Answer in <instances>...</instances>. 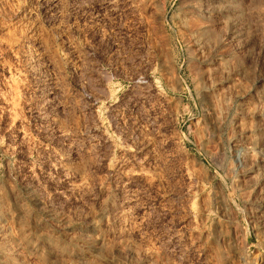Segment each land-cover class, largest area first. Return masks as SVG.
<instances>
[{"label": "rangeland", "instance_id": "374dc122", "mask_svg": "<svg viewBox=\"0 0 264 264\" xmlns=\"http://www.w3.org/2000/svg\"><path fill=\"white\" fill-rule=\"evenodd\" d=\"M53 1H0V264H264V0Z\"/></svg>", "mask_w": 264, "mask_h": 264}, {"label": "bare ground", "instance_id": "6f19581e", "mask_svg": "<svg viewBox=\"0 0 264 264\" xmlns=\"http://www.w3.org/2000/svg\"><path fill=\"white\" fill-rule=\"evenodd\" d=\"M0 1H2V0H0ZM19 2L18 3H15V5L16 4H19V3H21L20 1H22V2H24L23 0H18ZM28 1V0H27ZM52 1V0H51ZM244 1L245 0H200V1H198L197 3H199L200 2V5H201V7L202 8H208V14H206L207 15V17L206 18H209V20H212L213 21V18L214 17H216L215 15L216 14H218V13H220L222 16H223V18L225 17V20H226V23H227V25L230 27V26H232V23L234 22V18H235V16H238L239 17V13H240V11H242V8H243V3H244ZM254 1H256V0H254ZM261 1V0H260ZM263 1V0H262ZM261 1V2H262ZM6 2V1H5ZM5 2H3V4L5 3ZM16 2V1H15ZM194 2V1H193ZM7 3V2H6ZM35 3V2H34ZM0 4H1V2H0ZM26 4V3H25ZM59 4H60V1L59 0H54L53 2H52V4H51V7L50 8H52V7H54V8H56L57 6H59ZM196 4V3H195ZM194 4V5H195ZM261 4V3H260ZM263 4H264V2H263ZM22 5H23V3H22ZM28 6H30L29 4H27ZM31 5H32V2H31ZM194 5H192V6H194ZM199 7H200V5L199 4H197ZM252 5V4H251ZM33 6V5H32ZM31 6V7H32ZM196 6V5H195ZM247 6V5H246ZM245 6V7H246ZM248 6H250V4L248 5ZM259 6H261V5H259ZM263 6V5H262ZM261 6V8H263ZM3 7V6H2ZM201 7H200V9H201ZM18 8H20V5H18ZM23 8V7H22ZM35 9H36V7H35ZM200 9H199V11H200ZM249 9H250V7H249ZM251 9H254V6H253V8H251ZM22 10H25L24 11V14H21L22 16H20L21 17V19H19V21L21 20L24 24H27L28 25V27L29 28H27V29H29V36L27 35V37L28 38H34L35 39V41L37 42V44L39 45V46H42V47H44V46H46V44L44 43V46H43V37L44 36H42L39 32H38V30H39V28H41V23H42V20L41 19H39V20H41V23H40V21L38 20V19H36V18H38V17H35L34 16V8H25V9H22ZM48 10V9H47ZM55 10V9H54ZM246 10V9H245ZM21 11V10H20ZM57 10H55V11H53V12H56ZM203 11V10H202ZM18 12H19V10H18ZM201 12V11H200ZM245 12V11H244ZM246 12H247V10H246ZM254 12V11H253ZM21 13V12H20ZM202 13V12H201ZM242 13V12H241ZM203 14V13H202ZM205 14V13H204ZM203 14V16H205ZM236 14V15H235ZM245 14V13H244ZM247 14H248V12H247ZM247 14H245L246 16H247ZM252 14V13H251ZM250 14V15H251ZM235 15V16H234ZM255 15V14H254ZM37 16V15H36ZM220 16V15H219ZM241 16V15H240ZM243 16V15H242ZM242 16H241V19H242ZM19 17V18H20ZM218 17V16H217ZM221 17V16H220ZM262 17V16H261ZM205 18V17H204ZM205 18V19H206ZM243 18H245L244 16H243ZM18 19V18H17ZM204 19V20H205ZM220 19V18H219ZM218 19V20H219ZM238 19V18H237ZM241 19H239V20H241ZM246 19V18H245ZM255 19V18H254ZM263 19V18H262ZM261 19V21L263 22V20ZM204 20H203V22H204ZM209 20H207V22L209 21ZM221 20V19H220ZM219 20V21H220ZM224 20V19H223ZM224 20V21H225ZM248 20V19H247ZM16 21H18V20H16ZM18 21V22H19ZM216 21V18L214 19V22ZM218 21V22H219ZM242 21H243V19H242ZM241 21V22H242ZM253 21V20H252ZM22 22H20L21 24H22ZM214 22H212V23H214ZM221 22H222V20H221ZM244 22V21H243ZM251 22V21H250ZM249 22V23H250ZM254 22V21H253ZM17 23V22H16ZM19 23V24H20ZM53 23V22H52ZM55 24H56V22H54ZM225 23V24H226ZM245 23V22H244ZM205 24H207V23H205ZM209 24V23H208ZM211 24V23H210ZM217 24V23H216ZM222 24H224V23H220V25H222ZM225 24H224V26H225ZM243 24V23H242ZM248 24V23H247ZM246 24V25H247ZM250 24H252V22L250 23ZM249 24V26H251ZM260 24V23H259ZM18 25V24H17ZM26 25V26H27ZM42 25H43V23H42ZM59 25V24H58ZM236 25H238V24H236ZM236 25H235V23H234V27L236 28ZM264 25V24H263ZM50 26H52L51 25V23H50ZM203 26V25H202ZM209 26H212V24L211 25H209ZM223 25L221 26V27H224ZM238 26H240V25H238ZM238 26H237V28H238ZM241 26H245L244 24L243 25H241ZM249 26L248 27H246V28H249ZM259 26L260 25H257V26H255L256 27V30H258L257 29V27L259 28ZM48 27V26H47ZM59 26H57V28H58ZM213 27V26H212ZM211 27V28H212ZM262 27V26H261ZM260 27V28H261ZM55 27L53 26V29H54ZM56 28V29H57ZM226 28H227V26H226ZM246 28L244 29V30H246ZM42 29V28H41ZM48 29V28H47ZM213 29V28H212ZM222 29V28H221ZM229 29V28H228ZM231 29V28H230ZM262 29V28H261ZM261 29H259V31L261 30ZM263 29H264V27H263ZM58 30V29H57ZM207 30H209V29H207ZM216 30V32H217V29H215ZM223 30V29H222ZM225 30V29H224ZM235 30V29H234ZM237 30H239V29H237ZM243 30V29H242ZM243 30V31H244ZM250 32H251V30L250 29H248ZM51 31V30H50ZM206 31V30H205ZM226 31V30H225ZM224 31V32H225ZM231 31V30H230ZM230 31L228 32V33H230ZM258 31V33H260ZM262 31V30H261ZM264 31V30H263ZM223 32V33H224ZM227 32V31H226ZM225 32V33H226ZM232 32H234V34H235V36L237 35L236 34V31H232ZM247 33H248V31H246ZM246 32H244L245 34H247ZM28 33V32H27ZM238 33V32H237ZM240 33V35H241V33H242V31H240L239 32ZM257 34V33H256ZM261 34V33H260ZM260 34H258V35H260ZM25 35V36H26ZM220 35V34H219ZM262 35H264V33H262ZM262 35H260V36H262ZM225 36H227V34L225 35ZM242 36V35H241ZM245 37H246V35H245ZM248 37V36H247ZM259 37V36H258ZM221 38V37H220ZM235 38V37H234ZM262 38H263V36H262ZM24 39H25V37H24ZM34 39H33V41H34ZM47 39H49V38H47ZM219 39V38H218ZM259 39H261V38H259ZM258 38H257V41L259 40ZM246 40V39H245ZM262 40V41H261ZM260 41L261 42H264L263 41V39H261ZM23 41V40H22ZM29 41V39H27V40H25L24 41V45L27 43ZM219 41V40H218ZM239 41H240V37H239ZM30 42V41H29ZM241 42V41H240ZM260 42V43H261ZM22 43V42H21ZM33 43H35V42H33ZM227 43H228V41H227ZM234 43V42H233ZM237 43V42H236ZM241 43H243V42H241ZM240 44V43H239ZM263 44V43H262ZM27 45H28V43H27ZM31 45V44H30ZM260 45V44H259ZM50 46V45H49ZM49 46H46L47 47V49H48V47ZM229 46V45H228ZM263 46V45H262ZM22 47V46H21ZM24 47V46H23ZM32 47V46H31ZM30 47V48H31ZM25 48V47H24ZM34 48V47H33ZM50 48V47H49ZM19 49V48H18ZM244 49V48H243ZM32 50V49H31ZM44 50H46V48L44 49ZM263 51H264V49H262ZM56 51V50H55ZM62 51V50H61ZM64 52V51H63ZM18 53H19V51H18ZM20 53L22 54V56H19L20 58H25L26 57V55H27V52H26V55H25V57L23 56V54H25V52H24V49L22 50H20ZM65 53V55L64 56H66V52H64ZM39 54V53H38ZM37 54V55H38ZM56 54V53H55ZM262 54V53H261ZM36 55V56H37ZM39 55H41V54H39ZM60 55V54H59ZM258 55H259V53H258ZM34 56V55H33ZM32 56V57H33ZM62 56H63V53H62ZM61 56V57H62ZM63 56V57H64ZM246 56V55H245ZM249 56V55H248ZM247 56V57H248ZM261 56V55H260ZM53 57V56H52ZM60 57V58H61ZM67 57V56H66ZM66 57H65V59H66ZM27 58V57H26ZM56 58V57H55ZM58 58V57H57ZM57 58H56V60H57ZM60 58H58V59H60ZM241 58V57H240ZM259 58V57H258ZM257 58V59H258ZM262 58V56L259 58V59H261ZM28 59H31L32 60V58H28ZM35 59V58H34ZM41 59V58H40ZM244 59V61H245V58H243ZM264 59V58H263ZM36 60H39V59H36ZM53 60H55V59H53ZM26 61H28V60H26ZM35 61V60H34ZM63 61H65V60H63ZM66 61H67V59H66ZM251 61H252V59H251ZM256 61V60H255ZM259 61H261V60H259ZM57 62H58V60H57ZM59 62H61V59L59 60ZM58 62V63H59ZM246 62H247V60H246ZM264 62V61H263ZM34 63V62H33ZM36 63V62H35ZM50 63H51V61H50ZM53 63V62H52ZM66 63V62H65ZM70 63V62H69ZM218 63H219V61H218ZM255 63V62H254ZM259 63V62H258ZM32 64V63H31ZM31 64H30V66H31ZM36 64H38V63H36ZM45 64V63H44ZM56 64V63H55ZM62 64V63H61ZM60 64V65H61ZM66 64H68V63H66ZM243 64V63H242ZM242 64H241V67H243L242 66ZM261 64H263L262 63V61H261ZM35 65V64H34ZM39 65V64H38ZM42 65V64H41ZM41 65H40V67H41ZM47 69L49 68L48 67V61H47ZM50 65V64H49ZM54 65V64H53ZM244 65H245V62H244ZM33 66V65H32ZM56 67H57V65H55ZM240 66V65H239ZM254 66V65H253ZM264 66V65H263ZM35 67V66H34ZM39 67V66H38ZM46 67V66H45ZM63 67V66H62ZM217 67H219V66H217ZM246 67H248V65H246L245 66V68ZM252 67V66H251ZM32 68V67H31ZM58 68V67H57ZM64 68V67H63ZM244 68V69H245ZM256 68V67H255ZM260 68L262 69V67H261V65H260ZM264 68V67H263ZM36 69V68H35ZM50 69V68H49ZM48 69V70H49ZM51 69L53 70V68H52V65H51ZM65 69V68H64ZM63 69V70H64ZM259 69V68H258ZM44 70V66L42 65V67L40 68V69H38L37 71H36V73L37 72H39V73H42L41 71H43ZM45 70H46V68H45ZM57 70V69H56ZM60 70H62V69H60ZM246 70H247V68H246ZM252 70V69H251ZM254 70V69H253ZM35 71V70H34ZM55 71V70H54ZM58 71H59V68H58ZM241 71V70H240ZM259 71V70H258ZM257 71V72H258ZM262 71V70H261ZM217 72V71H216ZM242 73H243V71H241ZM248 73H249V71H247ZM252 71H250V73H251ZM256 72V71H255ZM264 72V71H263ZM262 72V73H263ZM31 73V72H30ZM215 73V72H214ZM248 73H245L246 74V76H251V74H249V75H247ZM262 73H260L261 74V76H262ZM253 74L255 75V73L253 72ZM252 74V75H253ZM259 74V73H258ZM259 74V75H260ZM253 75V76H254ZM241 76V75H240ZM245 76V75H244ZM243 77V76H242ZM252 77V76H251ZM254 78V77H253ZM244 79L245 80H247L245 77H244ZM257 80V79H256ZM249 81V80H248ZM263 81V80H262ZM246 82V81H245ZM264 82V81H263ZM237 83V82H236ZM249 84V83H248ZM247 84V85H248ZM251 84V83H250ZM260 85H261V83H259ZM245 86V88H248V86ZM257 85V83L256 84H254V86H256ZM264 85V84H263ZM262 85V86H263ZM206 86H207V84H206ZM249 86H251V85H249ZM252 87V86H251ZM258 87V86H257ZM256 87V89H259V88H257ZM264 87V86H263ZM241 88V87H240ZM262 88V87H261ZM242 89V88H241ZM238 90V89H237ZM245 91V90H244ZM243 91V92H244ZM251 92V91H250ZM255 92V91H254ZM254 92H252V94L254 93ZM242 93V92H241ZM255 93H257V102L256 103H254L255 105L252 107V109L254 110V108H256V112H258L257 114L258 115H260V116H262L263 118H261V119H264V90H263V88H262V90H257ZM234 94V93H233ZM237 95V94H236ZM252 96V95H251ZM256 96H255V98H256ZM256 101V100H255ZM242 102V101H241ZM243 102H244V104H245V101L243 100ZM215 103L216 102H214V105H215ZM217 104V103H216ZM219 104V103H218ZM217 104V105H218ZM244 104L242 103V106H244ZM228 108V107H227ZM217 109V108H216ZM221 109V108H220ZM243 109V108H242ZM261 111H260V110ZM251 110V109H250ZM217 112V111H216ZM222 112V111H221ZM251 112V111H250ZM218 113V112H217ZM227 113V112H226ZM225 114V113H224ZM251 114H253V112L251 113ZM257 114H255V116L257 115ZM222 116V115H221ZM252 116V115H251ZM215 119H216V116H215ZM224 119V118H223ZM257 119H258V117H257ZM259 120V119H258ZM257 121V120H256ZM264 121V120H263ZM222 123V122H221ZM262 123V122H261ZM258 124L260 125V123H257V126H258ZM261 125H263V127H260V129H256L258 132H250L249 133V135H248V139L250 140V141H248V142H251V146H250V144L248 145V147H245L246 148V150H245V152H243V153H246L245 154V157L249 160L250 159V161L251 162H254V161H252V158H254V156H256V157H259L260 158V160L261 161H259L260 163H259V165H258V168H256V170L258 169V171H259V173H262V174H264V123L263 124H261ZM231 126V125H230ZM256 126V125H255ZM102 127H103V125H102ZM105 127V126H104ZM230 128V127H229ZM105 130V129H104ZM252 130V129H251ZM253 131V130H252ZM202 134V133H201ZM209 134V133H208ZM248 134V133H247ZM109 137V136H108ZM110 138V137H109ZM213 139V138H212ZM109 140V139H108ZM236 142V141H235ZM237 143V142H236ZM242 145V144H241ZM121 146V145H120ZM237 146V145H236ZM96 148V147H95ZM93 150V149H92ZM128 150V149H127ZM94 151V150H93ZM123 151V150H122ZM124 151H126V150H124ZM219 152V151H218ZM245 159V158H244ZM254 159H256V158H254ZM253 159V160H254ZM246 160V159H245ZM247 160V161H248ZM247 161H245V164H247L246 162ZM249 163V162H248ZM108 164H111V163H108ZM107 164V165H108ZM114 164H116V163H114ZM113 164V165H114ZM139 164V163H138ZM143 164V163H142ZM233 164V163H232ZM144 165V164H143ZM230 165V164H229ZM234 165V164H233ZM254 165V164H253ZM137 166V165H136ZM135 166V167H136ZM247 166H248V164H247ZM134 167V168H135ZM140 167H141V165H140ZM144 167V166H143ZM143 167H141L140 169H133L132 168V171L134 172V174H139V173H142L143 171L145 172V170H143ZM249 167V166H248ZM252 167V166H251ZM256 167V166H255ZM123 168V167H122ZM121 168V169H122ZM231 168V167H230ZM235 168V167H234ZM120 168H119V170H121ZM125 169V168H124ZM143 170V171H142ZM233 170V169H232ZM235 170V169H234ZM118 171V169H117V167H113L112 165H111V167L108 169V172L112 175V173L114 174V172H117ZM119 172V171H118ZM121 172V171H120ZM143 172V173H144ZM252 172V171H251ZM254 172V171H253ZM256 172V171H255ZM254 172V174L255 175H257L256 173ZM119 173H117V175H118ZM251 174V173H250ZM262 174H261V176H262ZM252 175H253V173H252ZM252 175H250V176H252ZM258 176H259V174H258ZM257 176V177H258ZM260 176V177H261ZM256 177V176H255ZM257 179V178H256ZM262 179V178H261ZM264 179V178H263ZM83 182H81V183H76V182H73L72 184H71V189L72 190H76V189H78L80 186H83ZM256 195V194H255ZM243 197H244V195H243ZM248 198V197H247ZM122 215H125V216H127V214H126V212H122ZM23 225V224H22ZM25 225V224H24ZM22 228H25V227H22ZM24 231H25V229H23ZM264 241V240H263ZM94 242V241H93ZM92 244V243H91ZM31 245V244H30ZM8 250H10V249H8ZM2 251V250H1Z\"/></svg>", "mask_w": 264, "mask_h": 264}]
</instances>
